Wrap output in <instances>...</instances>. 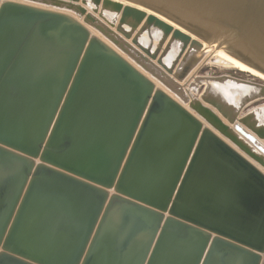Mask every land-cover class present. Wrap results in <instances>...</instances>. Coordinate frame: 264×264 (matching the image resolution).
<instances>
[{"label": "water", "instance_id": "95a60500", "mask_svg": "<svg viewBox=\"0 0 264 264\" xmlns=\"http://www.w3.org/2000/svg\"><path fill=\"white\" fill-rule=\"evenodd\" d=\"M25 1L0 0V264H264V80L170 94L203 43L264 75V0Z\"/></svg>", "mask_w": 264, "mask_h": 264}, {"label": "bare ground", "instance_id": "6f19581e", "mask_svg": "<svg viewBox=\"0 0 264 264\" xmlns=\"http://www.w3.org/2000/svg\"><path fill=\"white\" fill-rule=\"evenodd\" d=\"M16 1L27 2L25 0H16ZM27 3L36 4L34 2H27ZM91 31H92L93 34H96V35L100 36L101 38H103L95 30L91 29ZM152 36L154 38L155 43H157L158 39L161 38V32L157 31V30H154ZM147 37L148 36H145L142 39V41H144V42L148 41ZM145 44H146V42H145ZM215 46L216 45H214L212 43L211 44L203 43V47L201 49H199V50L193 49L190 52V54H192V55L194 54L196 58H199L200 59L199 62L201 64L203 62H208V63L211 64L212 63L211 61H212L213 57L214 58H220L221 62H218V63L229 64L231 66L236 67L239 70L248 72L251 75L258 76V77H260L261 79L264 80V75L263 74H261L260 72H257L256 70H254L250 66L246 65L241 60H239L236 57L232 56L229 52L225 51L224 49H222V48L216 49ZM179 50H180L179 47L177 45H175L169 51L168 55L166 56L165 62L170 65L175 60L176 56L178 55ZM154 63L157 64L156 62H154ZM183 64L184 63L181 61L179 63V65L177 66V69H180L183 66ZM197 67L195 68V70L192 73L191 72L189 73V75H188L187 79L185 80V82H181L180 83L182 85V87H183L184 92H185V96L188 95L187 98H189L192 95L191 91H190L191 83L192 82L199 83V81H200L199 77L197 76V73H196ZM229 81L230 82H228V83H224V86H220V85H217V84L225 82V80L222 81V82L214 80V81L210 82V85H211L213 91H215V90L219 91V93L222 94L224 97H225V95L231 94V96L234 99H237L236 101L238 103H240L243 100H245V98L257 96V94L260 91V86H258L256 84H253L252 81H248L247 80V81H243L242 83H239L240 82L239 80H232V79L230 80L229 79ZM205 82L208 83V80H205ZM170 94L173 97L175 96V98L178 99L180 102L188 104L181 97H179V96H177L175 94H172L171 92H170ZM262 116H264V115H262ZM259 117H260V115H259Z\"/></svg>", "mask_w": 264, "mask_h": 264}, {"label": "rangeland", "instance_id": "374dc122", "mask_svg": "<svg viewBox=\"0 0 264 264\" xmlns=\"http://www.w3.org/2000/svg\"><path fill=\"white\" fill-rule=\"evenodd\" d=\"M147 38L146 39L148 41H145L146 44L151 43L150 38L149 37H147ZM194 70L195 69L191 70V73ZM197 76L199 77V80H200L199 83L192 82L190 85V87H191L190 91H191V94L193 97H198L205 90V88L207 87V85H206L207 82H205V80H207V78L215 79L218 77H225V82H222L223 84L222 83L217 84L220 86H224V83L230 82L229 79L230 80L231 79L232 80H239L240 81L239 83H242L243 81L248 80V81H252V83L256 84V85L262 84V82L260 80L255 79V77H253L250 73L245 72V71L242 72V70L239 71V69H237L236 67L231 66L229 64H225V63H218V65H214V64L209 63L208 65H205L202 69H200V71H197ZM212 81H214V80H211V82ZM187 96L185 98H182V99L183 100L187 99ZM225 98L229 102L238 103L236 101L237 99H234L231 96V94L225 95ZM261 106H264V99L263 98L258 99V100H254V101L248 103L242 113H245L249 110H253L256 107H261ZM263 111H264V109H263Z\"/></svg>", "mask_w": 264, "mask_h": 264}, {"label": "crops", "instance_id": "0c3cea01", "mask_svg": "<svg viewBox=\"0 0 264 264\" xmlns=\"http://www.w3.org/2000/svg\"><path fill=\"white\" fill-rule=\"evenodd\" d=\"M157 85L158 86H160L158 83H157ZM215 92H218L219 93V91H217V90H215ZM175 97V96H174ZM178 100V99H177ZM183 104H185V103H183ZM187 107H188V104H185ZM264 112V111H263ZM262 115H264V113H262V114H260V117L258 116V118H259V120L261 121V122H264V116H262ZM261 118V119H260ZM206 124V123H205ZM55 170H57V169H55ZM261 170L264 172V169L263 168H261ZM10 171L11 172H15V170H13L12 168H10ZM43 179H46V178H43ZM47 179H51V178H47ZM79 190H81V189H79ZM88 191V190H87ZM113 191H110V193H112ZM88 195V194H87ZM27 220V219H26ZM29 220V219H28ZM27 220V221H28Z\"/></svg>", "mask_w": 264, "mask_h": 264}]
</instances>
